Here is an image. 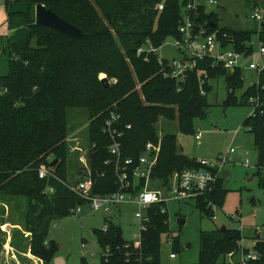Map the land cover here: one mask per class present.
<instances>
[{
  "label": "trees",
  "instance_id": "obj_1",
  "mask_svg": "<svg viewBox=\"0 0 264 264\" xmlns=\"http://www.w3.org/2000/svg\"><path fill=\"white\" fill-rule=\"evenodd\" d=\"M3 1L8 34L0 36V199H24L22 222L30 237V254L43 264H52L58 245L51 240L45 245L51 226L70 210L88 204L70 188L78 181H66L71 140L68 111L87 112L90 196L104 197L118 190L115 160L108 152L110 139L104 132L112 112L119 115L113 128L120 134L121 160H131L126 168L129 193L136 195L144 188L145 180L134 179L132 173L147 143L160 145L150 180L157 182L158 189H165L175 171L202 167L196 159L180 153L175 135L159 137L156 124L161 118L176 120L180 133L192 134L194 119L208 115L209 80L225 78L229 96L224 105H230L242 82L241 67L228 73L221 66L212 68L209 60L198 61L197 69L206 72L200 88L195 70L186 71L179 82L164 76L157 55H150L147 61L136 55L146 41L158 48L169 39H182L177 28L187 0ZM38 4L90 35V43L36 25L34 8ZM159 4L163 5L161 11ZM197 21L213 24L207 32H215L220 40L225 33L234 50L244 54V60L253 53L254 38L264 48V23L255 31H215L217 17L203 7L198 9ZM225 41L222 39L223 45ZM168 62L164 59L165 66ZM101 74L109 81L106 88L100 83ZM251 98L264 104V72L258 74L257 82L248 87L241 101L253 107L242 125L253 135L259 174L264 170V105L250 103ZM71 141L77 144V139ZM54 160L57 162L51 167ZM41 167L48 172L45 178L38 176ZM259 185L264 189V177ZM226 192L220 177L212 192L194 200L195 208L213 218V207L222 208ZM164 207L156 204L146 211L145 229L134 250L132 245L124 248L127 242L120 227L104 217L106 230H93L101 249L99 264H166L160 260L161 236L169 233L168 213L161 212ZM241 241L239 230L200 232L198 262L194 264H242L230 258L239 255L241 259L250 251L257 259L244 264H264V241L256 240L252 248H241ZM2 244L0 231V250ZM171 246L178 252V237L172 239ZM81 264L87 263L81 259Z\"/></svg>",
  "mask_w": 264,
  "mask_h": 264
},
{
  "label": "rangeland",
  "instance_id": "obj_2",
  "mask_svg": "<svg viewBox=\"0 0 264 264\" xmlns=\"http://www.w3.org/2000/svg\"><path fill=\"white\" fill-rule=\"evenodd\" d=\"M200 2L205 5L207 12L217 17L215 31L221 29L255 31L258 24L250 20V10L253 7L264 8V0H216L214 5H208L206 0ZM7 34L4 1L0 0V36L5 37ZM232 48V45H228V49ZM258 49V43L254 38L252 55L241 62L242 82L234 90V101L230 105H224L229 96L225 78L220 76L209 80L210 90L206 94L208 115L203 119H194L192 134L180 133L176 120L161 118L156 124L158 136L175 135L180 153L187 157L213 162L218 161L219 156L229 148L234 150L233 154H229L230 162L224 164L221 170L227 192L222 208L214 211V219L202 215L195 208L193 200L181 202L172 200L167 203L169 233L161 236L162 263H197L200 232H211L222 226L228 230H239L242 240L248 239L252 243L256 240L264 241V189L259 185L260 179L264 177V170L257 174V154L253 145V135L242 125L253 107L248 102L241 104L244 92L258 80V73L248 69V64L264 63V56L259 55ZM157 54L169 61L179 57L172 46V39L161 45ZM99 78L106 76L101 74ZM87 126L85 110L68 111L69 138L77 139L76 147L74 141L70 140L68 143L70 151L66 164V181L69 184L79 181L83 178L81 175H90L86 161ZM197 132L201 133L199 140L195 139ZM245 160L247 167L244 165ZM148 186L152 189L157 188L158 184L150 180ZM79 208V213H75L77 210L75 208V212L70 210L68 216L55 220L50 228L45 245L50 240L57 243L58 254L55 258L63 259L65 264H81V259L87 264H99L101 249L93 230L103 229L104 217L110 218L120 227L123 240L132 245V250L135 249L133 243L138 241L139 236V221L135 214L141 212L135 203L125 202L110 206V215L103 213L102 210L94 211L88 204ZM24 213V199H0V231L3 241L0 264H40L39 259L32 256L29 251L30 237L24 231L22 222ZM231 217H237L238 221ZM177 219H183L184 224L178 225ZM175 237L179 240L178 252H173L171 246ZM171 253L175 254L174 259L169 257ZM230 260L240 261V256L237 255ZM54 262L55 259L52 264Z\"/></svg>",
  "mask_w": 264,
  "mask_h": 264
},
{
  "label": "built area",
  "instance_id": "obj_3",
  "mask_svg": "<svg viewBox=\"0 0 264 264\" xmlns=\"http://www.w3.org/2000/svg\"><path fill=\"white\" fill-rule=\"evenodd\" d=\"M208 5L216 4V0H206ZM203 7L205 12L206 7L200 0H187L186 5L182 8L181 21L179 22L177 31L182 37L181 40L173 39L172 46L174 47L176 53L179 55L178 58H173L168 64L164 65V59L158 56L157 52L160 47L155 48L151 42L146 41L141 47L136 51L138 57H144L145 61L148 60L150 55H157V62L163 68L164 76L176 79L177 81H182L186 71H194L198 76L199 87L201 88L206 79V72L199 71L197 69L198 61L209 60L210 66L217 67L221 66L226 72L232 73L234 70L241 66V61L244 60V54L237 52L232 49H228V42L226 34L221 37L225 39L226 43L223 45L222 40L218 39L216 33H208L207 28H213L209 25V21H204V23H198V9ZM158 10L163 9V5H158ZM250 20L254 21L258 25L264 23V8L253 7L250 10ZM209 25V26H208ZM163 45V44H162ZM258 52L260 56H264V48L258 46ZM248 69L255 70L258 74L264 72V63H250ZM203 94V91H200ZM250 103H255V105L262 106L264 104L259 103L256 99H249ZM119 120V115L112 112L110 118L105 123L104 132L107 133L110 144L108 146L109 154L114 157L115 160V173L118 182V190L116 193L107 195L104 197L90 196L92 181L89 175L83 176V178L73 185L71 190L88 201L89 207L94 210H102L103 213L110 215V206H117L121 203L132 202L135 203L141 210L135 214V218L139 221V236L138 241L133 243L136 247H139L140 232L145 229L144 223L147 221L145 213L151 206L156 204H164L165 207L162 208L161 212H167L166 205L169 201H187L195 200L205 194L212 192L217 183L218 179L221 177V170L224 164L230 162L229 154H233V148H229L223 155H220L218 161L208 162L206 160L197 159L196 162L202 167L200 169H184L182 171H175L169 180V184L165 189L152 188L150 189L148 183L150 181V172L154 167L160 145H154L152 143H147L144 149V153L139 158V165L133 170L132 177L134 179L143 178L145 180L144 188L141 192L136 195L129 193L130 183L128 181V175L126 168L131 164V160L125 159L121 160L120 154V134L114 129L113 124H117ZM128 127V126H127ZM201 136L200 132L195 134V139L199 140ZM247 167V161L244 163ZM48 175L47 170L44 167L38 171L39 178H45ZM51 192V190H49ZM75 213L80 212V208L77 207ZM71 210V211H72ZM215 211V207H213ZM111 217V216H110ZM215 216H213V219ZM231 219L238 221L237 217H231ZM106 230V226L103 227ZM169 243L171 240L168 241ZM130 244H126L124 248H127ZM240 247L243 248L245 245L240 242ZM135 248V247H134ZM108 250H106V253ZM171 259L175 258L174 254H170ZM257 256L254 252L250 251L246 255L241 256V263L244 264L249 260H256Z\"/></svg>",
  "mask_w": 264,
  "mask_h": 264
},
{
  "label": "water",
  "instance_id": "obj_4",
  "mask_svg": "<svg viewBox=\"0 0 264 264\" xmlns=\"http://www.w3.org/2000/svg\"><path fill=\"white\" fill-rule=\"evenodd\" d=\"M34 21L36 25L49 28L55 32L60 33L65 37L77 41H81L87 44L90 43V39H91L90 35L83 33L79 28L63 20L62 18L57 16L51 9H47L41 4L36 5L34 8ZM211 27H214V25H211ZM100 83L103 87L106 88L108 86L107 78H102L100 80ZM56 162L57 161L54 160L53 162H51L50 166L53 167L56 164ZM176 222L178 225H183L185 221L183 219H177ZM220 230L225 231L226 227L222 226ZM244 245L249 248L253 247V243L250 242H246L244 243ZM54 259H55L54 264H64L63 259L61 258H54Z\"/></svg>",
  "mask_w": 264,
  "mask_h": 264
},
{
  "label": "crops",
  "instance_id": "obj_5",
  "mask_svg": "<svg viewBox=\"0 0 264 264\" xmlns=\"http://www.w3.org/2000/svg\"><path fill=\"white\" fill-rule=\"evenodd\" d=\"M189 158H194V157H189ZM194 159H196V158H194ZM196 160H197V159H196ZM202 160H204V159H202ZM242 242H243V244L246 243V242H250V243H252V242H251L250 240H248V239H243ZM28 255H29V254H28ZM29 256H31V255H29ZM31 257H32V256H31ZM37 260H38V259H37ZM38 261H39L40 264H42V262H41L40 260H38ZM64 264H65V262H64Z\"/></svg>",
  "mask_w": 264,
  "mask_h": 264
}]
</instances>
